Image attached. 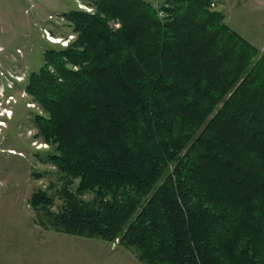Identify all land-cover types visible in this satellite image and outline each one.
Segmentation results:
<instances>
[{
  "label": "trees",
  "instance_id": "trees-1",
  "mask_svg": "<svg viewBox=\"0 0 264 264\" xmlns=\"http://www.w3.org/2000/svg\"><path fill=\"white\" fill-rule=\"evenodd\" d=\"M88 3L26 83L61 181L57 210L29 198L40 225L143 264H264V54L212 0Z\"/></svg>",
  "mask_w": 264,
  "mask_h": 264
},
{
  "label": "rangeland",
  "instance_id": "rangeland-1",
  "mask_svg": "<svg viewBox=\"0 0 264 264\" xmlns=\"http://www.w3.org/2000/svg\"><path fill=\"white\" fill-rule=\"evenodd\" d=\"M88 1L0 0V264H43L34 254L44 251L48 256L70 252L63 256V264H72L78 253V262L85 264L92 248L95 252L101 248L91 238L44 229L28 203L34 191L47 190L53 196L52 209L57 210L61 201L54 195L61 181L56 168L42 161L43 154L37 155L52 148L36 135L33 114L44 113L26 93V83L42 66L47 48H66L76 39L60 16L72 9L93 13ZM145 1L159 7L165 0ZM212 2L225 24L264 54V0ZM111 26L115 28L114 21Z\"/></svg>",
  "mask_w": 264,
  "mask_h": 264
},
{
  "label": "crops",
  "instance_id": "crops-1",
  "mask_svg": "<svg viewBox=\"0 0 264 264\" xmlns=\"http://www.w3.org/2000/svg\"><path fill=\"white\" fill-rule=\"evenodd\" d=\"M91 241L100 243L101 248L97 252H95L94 248H92L93 252L92 254L87 255L88 261L85 264H143L136 258V255L133 252L125 249L122 246L117 245L115 248H111L114 244H108L97 239H91ZM34 245H36V243ZM65 252H58L48 256V254L45 255L44 251L40 252L39 254H34V256L36 257L37 262H39V259H41L43 264H63L61 263L63 262V256H67L70 253ZM77 255L78 253H74L76 259L72 264H80L78 262ZM26 257L29 259V255Z\"/></svg>",
  "mask_w": 264,
  "mask_h": 264
},
{
  "label": "built area",
  "instance_id": "built-area-1",
  "mask_svg": "<svg viewBox=\"0 0 264 264\" xmlns=\"http://www.w3.org/2000/svg\"><path fill=\"white\" fill-rule=\"evenodd\" d=\"M61 19H63L62 17H60ZM114 26L115 28H118L119 24L117 22H114Z\"/></svg>",
  "mask_w": 264,
  "mask_h": 264
}]
</instances>
